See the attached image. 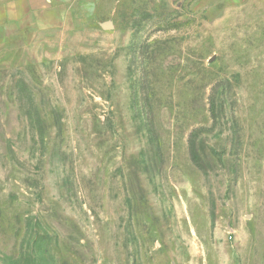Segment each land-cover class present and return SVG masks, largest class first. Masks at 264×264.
<instances>
[{"label": "rangeland", "instance_id": "rangeland-1", "mask_svg": "<svg viewBox=\"0 0 264 264\" xmlns=\"http://www.w3.org/2000/svg\"><path fill=\"white\" fill-rule=\"evenodd\" d=\"M103 19L0 43V264H264V0Z\"/></svg>", "mask_w": 264, "mask_h": 264}, {"label": "crops", "instance_id": "crops-1", "mask_svg": "<svg viewBox=\"0 0 264 264\" xmlns=\"http://www.w3.org/2000/svg\"><path fill=\"white\" fill-rule=\"evenodd\" d=\"M120 3L121 0H0V43L5 46L10 39L18 41L19 37L31 38L30 42L35 37H83L90 26L103 31L109 28L105 27L109 23L104 21L103 11L119 7Z\"/></svg>", "mask_w": 264, "mask_h": 264}, {"label": "water", "instance_id": "water-1", "mask_svg": "<svg viewBox=\"0 0 264 264\" xmlns=\"http://www.w3.org/2000/svg\"><path fill=\"white\" fill-rule=\"evenodd\" d=\"M105 27H106V28H108V27H110V25H109V24H107V25H105Z\"/></svg>", "mask_w": 264, "mask_h": 264}]
</instances>
